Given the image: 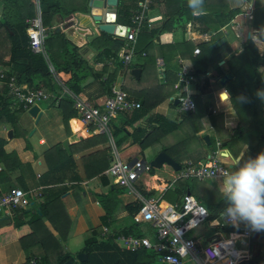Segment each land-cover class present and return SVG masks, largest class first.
I'll return each instance as SVG.
<instances>
[{
	"label": "crops",
	"instance_id": "obj_1",
	"mask_svg": "<svg viewBox=\"0 0 264 264\" xmlns=\"http://www.w3.org/2000/svg\"><path fill=\"white\" fill-rule=\"evenodd\" d=\"M180 1L181 0H154L147 14V23L142 32L146 30L148 32L156 30L160 33H158L153 40V47L149 49L148 54L142 55L140 59L139 57H135L128 67H124L122 64V67L118 66L117 64L119 62L111 63L110 60L104 58L100 62L94 63L93 58L96 53L91 48H87L92 38L86 41L85 37L76 34L73 38H68L74 45L81 47L84 57L95 71V76L96 74H99V76H96V79L90 78L82 93L76 96L65 86L70 80V74H56L52 72L59 91L56 95H52L45 87L41 88L51 96L49 100L51 105L49 107H51V110H46L48 114L45 115L44 111H41L39 108L41 114L39 121L36 122V119L32 118L37 125H39L41 121H44L42 126H45V128L42 132L37 133V138L35 137L37 130L27 135L28 131L26 128L18 126L22 120V114L28 111H17V109H21L14 107L12 104L11 107L15 111L14 115L7 118L2 117L0 119V141L3 142V150L6 154L15 152L19 160L18 165L15 164L14 168L8 170L0 161V195L15 187L22 188L25 191H35L37 193L45 190L58 192L65 188V192L60 196V201L71 222V228L67 239L65 241H59L63 245L64 250L73 256L75 263H78L76 261V256L83 253L81 251L84 242L89 239L93 233L98 239L104 238L106 237L103 235L104 228H108L109 234L111 231L115 232L117 230L114 228V225L116 223L121 224V221L128 216V213L120 208L110 227L102 224L101 218L104 216L105 212L94 198V194L104 193L105 189H101V184L97 177L87 179L82 159L86 156L107 150L106 160L110 161L112 164V161L116 157L120 158L119 151L126 153L130 151H136V153L142 152L138 145L132 143L131 138H128L125 143L117 147L115 144L116 139L111 135V130H113V125L111 124L109 126V134L107 135L96 134L91 126H85L80 120L78 113L76 118H70L67 123H64L62 110L59 106L61 105V100L66 96L73 100V109L76 101H87L93 105H100L107 98L102 87L103 82L110 76H114L111 87L115 86L120 88L137 102H141L142 95L147 96L151 100L153 97L157 100L161 99L150 111L149 115H160L172 122L180 124L183 123V119H185L188 114H181L178 111V104L175 105L174 102L178 100L179 97L187 95L194 101L198 109V118L193 121L188 120L190 122L185 125L188 129L189 136L195 133L197 138H201L202 140L204 136H208L210 143L211 141H220L221 146L218 147L216 145L215 151L222 155L220 160L229 168L235 167L237 161L243 162L249 157H254L252 155H245L247 147L253 144V142L247 141V143L243 144L244 147L242 149L227 147L224 142L229 139L240 121L235 109L230 103L229 94L226 89L227 85L222 87L220 85V80L224 75L230 74L226 64L227 59L232 55L240 53L249 40L253 41V34L258 33L259 29L253 26L252 19L255 0H208V8L205 14L195 16L198 18L203 17L204 19L187 22H184V19H180L175 15L179 9ZM259 1L264 6V0ZM24 2L33 4V11L35 13L34 18H41L40 0H24ZM64 2L68 9L76 4V0H64ZM137 2L138 0H128L127 2L128 7L132 10L131 15L136 8ZM1 8L2 4L0 1V13ZM213 8L216 10L240 9V13L236 15L228 25L219 30V32L225 35L228 48L223 51L222 59L207 69L205 78L203 76H194V80L188 85L181 86L179 84L181 67L186 66L189 68L190 72H192V70H194L192 58H195L197 55L194 54V51L191 53L190 46L185 52L175 50V48L183 42H189L195 49H201L200 44L211 40L213 34L202 30L206 29L207 25L210 23L209 21L212 20L213 17L208 16L211 15L210 12ZM81 14L84 13H75V15ZM250 16L252 18H250ZM176 18L177 21H174ZM171 19H173V21H171L172 23H170L166 29L162 30L163 24L167 20V22H169ZM59 20L60 17H57L56 23L54 22V28L58 26L57 21ZM117 24L122 25L119 22H117ZM63 34L65 35V32H63ZM113 38H115V36H113ZM254 44L258 53L262 55L264 52V38L258 39L257 44ZM170 46L171 48L168 49L167 47ZM0 47H2V45ZM3 52L5 51L3 50ZM164 57L167 58L171 65L179 69L177 73H172L169 80L165 78L163 69ZM6 61L7 57L0 63V69L4 73H8L9 71V67L6 66ZM160 64H163V66L161 67ZM217 68L223 73V76L220 78L215 73ZM133 71H139L137 77L132 74ZM155 74H158L159 77ZM232 78L231 75V79ZM205 79H209L211 82L205 85ZM134 81L138 83L145 81L147 85L140 89L135 87ZM19 85L23 88H29L26 84ZM135 93H137V95ZM0 96H7L10 98L4 81H0ZM221 98L223 100H221ZM68 113L70 114V111ZM210 114L222 115V119L216 121V126L211 122ZM12 121H14V124H12ZM191 122H193L194 125H192ZM125 131L129 135L133 132L129 127H126ZM10 133L12 138H9ZM94 136H99V139L101 137H106L107 142H99L98 144L82 148L76 147L80 142L91 139ZM239 144L242 145L241 143ZM55 146L61 147L65 154V156L62 155V157H70L72 159L71 162L66 160L65 166L61 168V161L59 160L57 152H55ZM186 147L187 144H184L178 149L180 150L178 156L181 157V162H176L181 166L188 162L193 163L194 159L198 156V149L195 150V148L190 147L189 153H185L186 149L184 148ZM46 152L49 153L48 156ZM203 153L204 156L197 162L206 160L211 154L207 149H204ZM125 155L127 156L125 161L131 162L137 159L135 156H132V154ZM49 161L58 165L54 174L46 176L45 174L48 170L47 162ZM161 169L167 170L164 173L158 174L156 170ZM107 170L103 173L105 176ZM177 173L178 171L175 172L167 165H163L160 169L153 168L152 171L141 175L137 179L132 191L127 189V193L119 197L122 205L138 204L150 200L156 202L161 210H165L179 204L184 194H191L195 198H198L204 205H212L222 197L218 188V186H220V180L207 179L215 180L216 185H205L202 191L204 193L198 195V192H194L195 186L192 187L195 182L180 180L178 179ZM107 178L109 179V177ZM197 181L198 180H196V182ZM205 181L206 180L199 182L204 183ZM134 221L140 225V230L144 237L154 238V232L148 222L142 221L141 217H136V215L134 216ZM45 224L51 232L57 236V233L52 229L51 225L48 222H45ZM205 232L204 227L200 225L191 230L187 235L204 237L203 234ZM259 234L260 233L252 234L248 240H245V244H248L247 246L251 248L254 254L260 252L264 255V246L260 249V246L256 245L258 239L261 240V244L264 245V239H260ZM251 241H254L253 245L250 244ZM25 260V254L18 240H12L0 246V264H24Z\"/></svg>",
	"mask_w": 264,
	"mask_h": 264
},
{
	"label": "trees",
	"instance_id": "obj_2",
	"mask_svg": "<svg viewBox=\"0 0 264 264\" xmlns=\"http://www.w3.org/2000/svg\"><path fill=\"white\" fill-rule=\"evenodd\" d=\"M0 1L2 4L0 13V46L2 45L0 47V63L7 57L6 66L9 67V71L6 73L7 79L13 78L16 84H26L30 89L45 87L52 95H56L59 88L55 83L52 69L56 74H70V80L65 86L76 96L82 93L90 78L96 79L95 71L84 57L81 47L74 45L63 33H53L54 22L56 23L58 15L66 17L77 12L85 13L87 12L88 0H76V4L69 9L66 8L64 0H40L41 24L46 33L42 53H35L31 50L27 36L28 21L35 17L33 4L24 2V0ZM127 2L128 0H119L117 6V22L125 26H129L132 11L128 7ZM207 4L208 0H204L205 11L208 8ZM210 13L211 15L208 17L213 18L209 21L210 23L206 29L202 31L212 33L213 36L210 41L200 44V53L195 58H192L194 70H192L191 75L203 76L204 78L206 77L207 69L211 65H215L217 61H220L223 51L228 48L226 37L219 30L228 25L240 13V9L216 10L213 8ZM175 15L180 19H184V22L197 21L203 18L193 16L185 0L180 1L179 9ZM252 19L253 26L256 29L264 26V6L259 0L254 1ZM167 21L163 24L162 30L166 29L173 19L169 20V22ZM174 21H177V18ZM158 33L160 32L156 30L150 32L146 30L139 34L135 47V57L140 59L142 55L148 54ZM123 45L124 41L122 39L101 33L91 39L87 48L95 51L96 55L93 58V62L98 63L103 58L111 60L116 57ZM189 46L191 47V53H193L195 47L191 46L189 42L179 44L175 50L185 52L189 49ZM167 48L169 49L171 46ZM164 59L165 78L169 80L172 73H177L179 69L171 65L166 57ZM226 64L229 73L233 77L228 82L226 89L230 103L235 109L240 123L233 130L229 139L224 142L227 147L233 148L238 143H241L240 148L242 149L244 143L251 141L253 144L247 147L245 155L255 157L258 153L264 152V100L257 97V92L264 90V52L262 55L259 54L254 42L249 40L240 53L227 59ZM117 65L122 67L121 63ZM215 73L219 78L223 76L219 68L215 70ZM113 80L114 76H110L103 82L102 87L106 97L110 95ZM210 82L209 79H205V85ZM135 94L137 95V93ZM159 101L161 99L157 100L153 97L151 100L147 96L142 95L139 109L117 114L116 118L111 121V125H113L111 135L116 139L115 144L117 147L125 143L128 138H131L132 143L138 145L141 152L149 147H159L160 152H165L175 160V157H173L174 150L187 144V147L184 148L186 149L185 153H189L190 147L195 148V150L198 149V156L193 163H197V161L202 159L204 149H207L209 153L215 151V141H211L210 145L207 146L201 138H197L195 133L189 136L185 125L190 122L188 120L193 121L198 118L196 104L195 111L188 114L183 119V123L177 124L160 115H149ZM11 106L10 98L0 96V119L14 115L15 111ZM59 107L62 110L64 123H67L70 118L77 117V111L73 109V100L70 97L66 96L62 99ZM17 111L23 110L17 109ZM69 111L70 114L68 113ZM220 119H222L221 114H210V120L214 126H216V121H220ZM191 123L194 125L193 122ZM12 124H14V121H12ZM126 127L133 130L130 135L125 131ZM92 129L94 128L92 127ZM99 142H107L106 137L99 139V136H94L91 139L80 142L76 147L92 146ZM54 148H56L55 152H57L61 161L60 168L65 166L66 160L68 162L72 161L70 157H62L65 154L61 147L55 146ZM107 152L105 150L84 157L82 161L85 174L87 179L97 177L100 181L101 189H105L104 193L94 194V198L105 212L101 218L102 224L110 227L120 208L128 213L126 218L129 219V224L115 232L111 231L110 234L105 235L106 237L101 239L96 238L93 233L84 242L81 251L86 254V261L75 264H161L157 261L156 254L153 251L144 249L130 252L118 247L115 243V238L118 234L143 237L140 225L134 221V216L139 212L142 203L122 205L119 197L127 193V189L119 187L113 180H109L103 174L111 165V162L106 160ZM46 153L48 156L49 153ZM0 161L7 170L14 168L15 164H19L16 153L10 152V154H6L1 141ZM57 165L51 161L47 162L48 170L45 175L54 174ZM65 190L64 188L58 192L53 190L39 192L40 197L28 209L16 210L11 217L0 218L2 219L0 220V246L15 239L18 240L26 257L24 264H64L68 260L74 261L73 256L64 250L63 245L59 241L67 239L71 228V222L60 201V196ZM225 206L223 197L212 205L205 204L209 216L201 224L206 231L202 238L204 244H208L206 239L215 234H219L222 239L228 237L240 238L242 236L238 232V228H222L210 225L221 215ZM45 222L51 225L57 236L51 232ZM259 238L264 239V232L259 234ZM250 244L253 245L254 241H251ZM258 245L260 249L264 246L261 243ZM253 258L258 260L260 264H264V255L262 253L256 252Z\"/></svg>",
	"mask_w": 264,
	"mask_h": 264
},
{
	"label": "built area",
	"instance_id": "obj_3",
	"mask_svg": "<svg viewBox=\"0 0 264 264\" xmlns=\"http://www.w3.org/2000/svg\"><path fill=\"white\" fill-rule=\"evenodd\" d=\"M153 2L154 0H138L130 17L129 26L126 27V36L122 39L124 45L117 56L110 60L111 63L119 62L124 67H128L132 63L135 57L137 37L147 23V14ZM250 18L252 17L250 16ZM28 24L29 46L33 52L42 53L46 33L42 27L41 18H33L28 21ZM199 53L198 48L194 50V54L198 55ZM160 66L162 67L163 64ZM51 71L54 72L52 69ZM193 80L194 76L191 75L189 68L182 66L179 73V84L186 86ZM0 81L5 82L13 106L23 111H29L33 106H38V103L48 102L51 98L50 94L42 89L23 88L17 85L13 78L7 79L6 73L1 69ZM221 100L223 99L221 98ZM139 108V102L115 86L111 87L109 97L100 105H93L87 101H76L74 104V109L83 124L92 126L96 134L107 135L111 121L116 118L118 113L132 112ZM178 111L181 114L193 113L195 111L194 101L187 95L179 97ZM216 145L221 146V142L216 141ZM220 158L222 155L214 151L202 162H188L178 171V179L220 180L221 173L231 169ZM152 169L153 167L148 162H143L142 159L129 162L116 157L106 171V176L119 187L132 191L137 179ZM39 197L40 193L24 191L19 187L8 190L0 195V218L11 217L16 210L28 209ZM138 216L142 221L150 224L154 238L118 234L115 243L118 247L130 252L144 249L153 251L157 261L161 264H238L243 258L253 259L254 252L247 246L248 244L247 247L238 249L236 242L240 239L248 240L252 234L261 233L252 231L248 227H236L231 223H226L220 215L215 219L214 225L222 228H238V232L242 235L240 238H221L220 241L204 244L203 237L188 236L187 234L191 230L200 226L209 216L205 205L191 194H184L179 204L165 210H161L154 201H143L136 214V217ZM107 234H109V230L104 228L103 235Z\"/></svg>",
	"mask_w": 264,
	"mask_h": 264
},
{
	"label": "clouds",
	"instance_id": "obj_4",
	"mask_svg": "<svg viewBox=\"0 0 264 264\" xmlns=\"http://www.w3.org/2000/svg\"><path fill=\"white\" fill-rule=\"evenodd\" d=\"M187 5L193 16L205 14L204 0H187ZM262 38L264 26L252 36L256 44ZM257 97L264 100V90H259ZM219 191L226 204L221 212L226 223L236 227L244 224L252 231L264 232V152L237 161L235 167L223 171Z\"/></svg>",
	"mask_w": 264,
	"mask_h": 264
},
{
	"label": "water",
	"instance_id": "obj_5",
	"mask_svg": "<svg viewBox=\"0 0 264 264\" xmlns=\"http://www.w3.org/2000/svg\"><path fill=\"white\" fill-rule=\"evenodd\" d=\"M119 0H88L87 2V12L81 15H70L67 17H60L58 26L53 29V33L59 34L65 32L66 38L70 39L73 36L80 35L85 37L86 41L89 38H93L101 33H105L116 38L123 39L126 36V26L117 24V6ZM134 76H138L139 71H133ZM99 76V74H96ZM231 80V75L226 74L220 80V85L225 87ZM175 105L178 104V100H175ZM28 114L39 121L41 116L38 106H33ZM9 138H12L11 133ZM204 142L209 145V137H203ZM143 162L145 161L142 157ZM154 169H160L163 165L171 167L175 172L181 169V165L177 163L173 158L167 155L165 152H159L155 158L149 163ZM39 212V210H38ZM221 237L219 235L212 236L206 240L207 243H214L220 241ZM87 259L86 254H78L76 256V261L79 263L85 262ZM64 264H75L73 260H68ZM238 264H260L258 260L255 259H241Z\"/></svg>",
	"mask_w": 264,
	"mask_h": 264
},
{
	"label": "rangeland",
	"instance_id": "obj_6",
	"mask_svg": "<svg viewBox=\"0 0 264 264\" xmlns=\"http://www.w3.org/2000/svg\"><path fill=\"white\" fill-rule=\"evenodd\" d=\"M159 72V71H158ZM157 77H159L158 74H155ZM134 85L135 87H138L140 89H142L144 86L147 85V83L145 81H142L140 83L134 81ZM142 83V84H141ZM129 86V85H128ZM131 87V86H129ZM50 105V102H40L38 103V107L41 109V111H44V114L47 115L48 113L46 112V110L50 109L51 107ZM51 110V109H50ZM30 115H28V112H25L24 114H22V120L21 122L18 124V126L22 127V128H26V130L28 131L27 132V135H30L31 133L34 132V130H37L36 133H35V137L37 138L38 134L37 133H40L43 131V129L45 128V126H42L43 122L44 121H41V123L39 125L36 124V122L33 121L32 117H28ZM85 126H90V125H87L85 124ZM236 148H240V144L238 143L237 145H235ZM141 151V150H140ZM179 151L178 149L174 150L173 152V157H175V160H177L178 162H181V157H179ZM128 152V151H127ZM134 152V153H132ZM159 147H149L147 148L146 150H144L142 153H136V151H130L129 153H126V152H122V151H119V155H120V158L125 161L127 156L125 154H132V156H135L137 159H142V157H144L145 161L150 163L154 158L155 156L159 153ZM167 169H161V170H156V172L158 174H161V173H164L166 172ZM195 182V184L192 185V187H194V192H198V195H202V192L203 191V188L205 187V185H211V184H214L216 185V181L215 180H206L204 183H201L199 181H193ZM218 188H220V186H218ZM205 197V196H204ZM215 199V198H213ZM122 223L121 224H115L114 225V228L116 230H119L121 228H123L124 226H126L128 223H129V219L125 218L121 221ZM214 222L215 220L210 224V225H214ZM209 225V224H208ZM239 226L241 227H246L244 224H240ZM245 240H238L236 242V247L238 249H242L246 246L245 244ZM259 243H261V240L257 241L256 242V245H258ZM79 263V262H78Z\"/></svg>",
	"mask_w": 264,
	"mask_h": 264
}]
</instances>
